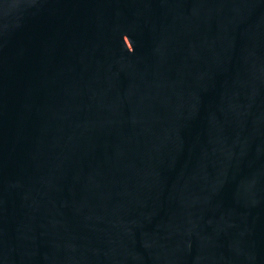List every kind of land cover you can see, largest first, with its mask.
<instances>
[{"label":"water","instance_id":"obj_1","mask_svg":"<svg viewBox=\"0 0 264 264\" xmlns=\"http://www.w3.org/2000/svg\"><path fill=\"white\" fill-rule=\"evenodd\" d=\"M0 264H264V0H0Z\"/></svg>","mask_w":264,"mask_h":264},{"label":"clouds","instance_id":"obj_2","mask_svg":"<svg viewBox=\"0 0 264 264\" xmlns=\"http://www.w3.org/2000/svg\"><path fill=\"white\" fill-rule=\"evenodd\" d=\"M124 37H125V36H124ZM124 37H123V38H124Z\"/></svg>","mask_w":264,"mask_h":264}]
</instances>
